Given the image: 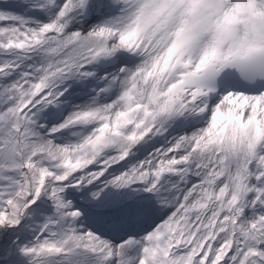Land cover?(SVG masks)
<instances>
[{
  "label": "snow or ice",
  "instance_id": "1",
  "mask_svg": "<svg viewBox=\"0 0 264 264\" xmlns=\"http://www.w3.org/2000/svg\"><path fill=\"white\" fill-rule=\"evenodd\" d=\"M0 264H264V0H0Z\"/></svg>",
  "mask_w": 264,
  "mask_h": 264
}]
</instances>
